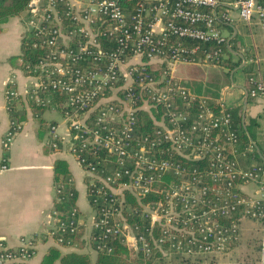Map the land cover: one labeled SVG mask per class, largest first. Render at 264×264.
Listing matches in <instances>:
<instances>
[{
  "label": "built area",
  "instance_id": "built-area-1",
  "mask_svg": "<svg viewBox=\"0 0 264 264\" xmlns=\"http://www.w3.org/2000/svg\"><path fill=\"white\" fill-rule=\"evenodd\" d=\"M220 4L138 0L128 12L121 0H43L26 10L22 42L36 57L22 71L33 85L24 94L8 87L6 110L25 99L61 115L67 139L52 125L46 142L64 148L87 176L96 254L110 253L105 241L117 239L135 255L201 258L235 246L242 220L264 224V163L242 169L231 109L222 100L211 107L175 76L178 64L222 61L227 41L219 22L231 17L219 15ZM230 6L243 22L264 19L257 0ZM249 81L251 97L264 95ZM21 126L10 119L6 143ZM247 185L254 196L242 193ZM53 215L49 237L75 248L77 208L68 220ZM34 252L29 239L1 251L0 264H24Z\"/></svg>",
  "mask_w": 264,
  "mask_h": 264
},
{
  "label": "crops",
  "instance_id": "crops-1",
  "mask_svg": "<svg viewBox=\"0 0 264 264\" xmlns=\"http://www.w3.org/2000/svg\"><path fill=\"white\" fill-rule=\"evenodd\" d=\"M42 1L31 0V3ZM234 1L220 0L221 6L217 11L219 15L228 11L231 17L229 22H219V28L227 41V52L222 59L226 64H178L175 76L186 85L189 84L197 95H217L216 100L224 101L230 109L241 108V122L249 145L245 149L239 145L237 160L242 169H248L264 163V95L248 96L251 83L249 81L248 84L244 73L250 68V79L264 88V19L255 16L249 23L243 22L230 6ZM262 1L257 0V3L264 7ZM23 13L0 26V252L16 249L27 240L34 239V255L24 264H37L49 247H58L49 237V232L55 222L53 169L55 162L61 160L67 164L70 181L77 192L75 205L84 234L82 242L75 248H58L64 254H87L92 264H95L97 254L89 242L93 214L87 196V176L64 148L56 152L47 149L48 123L52 122L56 134L62 140L67 139V129L62 119L59 123L55 119L48 121L43 118L45 111L54 113L57 110L46 106L39 116L44 120L40 137L38 114L30 108L31 103L23 99L17 105V110L24 114L25 120L12 141L5 142L10 129L5 90L12 87L24 94L33 85L21 67L22 21L27 17ZM241 190L247 196L255 195L252 185L244 186ZM236 252L242 254L236 256L238 264L243 263L242 258L246 255L255 252L258 253V264H264V224L242 220Z\"/></svg>",
  "mask_w": 264,
  "mask_h": 264
},
{
  "label": "trees",
  "instance_id": "trees-1",
  "mask_svg": "<svg viewBox=\"0 0 264 264\" xmlns=\"http://www.w3.org/2000/svg\"><path fill=\"white\" fill-rule=\"evenodd\" d=\"M138 0H121V5L123 8H125L128 12H131L133 8L135 7V3ZM262 1V0H260ZM263 2V1H262ZM31 3V0H0V26L6 23L10 18L17 17L21 15L23 12H25ZM191 44L192 43H189ZM202 47H208L207 45H204ZM21 60L23 61V65L21 64L22 70L25 63L31 62L35 59L36 55H33L30 53V50L27 47V44L25 40L22 42V48H21ZM225 52H227V49L225 47ZM226 61H221L219 64L225 65ZM230 69V67H229ZM251 70L250 68L245 70V76L246 80L249 84V79L251 76ZM189 90H192L190 88L191 86L188 84L186 85ZM254 88L252 84L248 86V96H250V91ZM208 102L210 103L211 107H215L214 101L218 98L217 95L214 97H207ZM53 102H58L59 98H57L55 95L52 96ZM16 103H13L9 106L8 114L9 118L11 120H17L18 123H22L25 120V116L23 113L17 110ZM30 108H32L37 114L38 117L41 116V113L44 112L45 108L44 106H36L33 104H30ZM241 108H235L231 109V115H232V127L238 132L239 134V145L241 149H245L249 145L248 137L245 135V130L243 128L242 122H241ZM146 123L148 124L147 127L143 128L145 131L150 130V121L148 119V116L146 114H143L142 116ZM39 125H40V137H42V128H43V122L44 120L39 117ZM47 130H49V126H52V122L48 123ZM19 132V131H18ZM47 149L49 152H56L57 149H54L50 145H47ZM54 181H55V190L57 187V190L59 192L56 193V201L54 204V212L56 214L57 219L59 220H68L71 218V212L73 209H75L76 205V199H77V192L75 188L73 187L68 173L67 164L64 161H56L54 164ZM88 202L91 206H93V196L88 195ZM58 233V232H57ZM84 234L83 227L80 226L78 233L76 236H73V240L76 241V245L81 243V238ZM57 234L56 236H58ZM65 238H69L67 234L63 235ZM71 237V236H70ZM109 243L113 249L110 253L106 252H98L95 264H157V258L155 257H145L141 254L135 255L130 252V250L119 240L113 239L109 241H105ZM259 249H257L256 252H258ZM253 253L254 256L256 254L255 259L251 261H242L243 263L239 264H258V253ZM175 259H181L179 257H175ZM190 259H185V263L177 262L176 264H193L190 263V261H187ZM193 260V259H191ZM157 262V263H156ZM239 262V261H238ZM238 262L236 264H238ZM37 264H92V261L90 259V256L83 253H77V252H71V253H62L58 247L51 246L48 248L46 253L42 256L40 261Z\"/></svg>",
  "mask_w": 264,
  "mask_h": 264
},
{
  "label": "rangeland",
  "instance_id": "rangeland-1",
  "mask_svg": "<svg viewBox=\"0 0 264 264\" xmlns=\"http://www.w3.org/2000/svg\"><path fill=\"white\" fill-rule=\"evenodd\" d=\"M26 14H27V11L23 13V16H25ZM201 96L202 97H209L210 95H201ZM56 112L50 113L48 111H45V113L43 114V118L47 119L48 121H50L52 119H55L58 122L62 121L61 115H59L58 111H56ZM255 140H256V138H255ZM237 255L241 256L242 254H237L236 245H235V246H232V248H230L225 253L215 254V255H207L205 257L194 258L193 260L190 259L187 261H190V263H193V264H236L239 261V259L236 258ZM250 255H253V254L251 253ZM250 255H246L244 258H242V261H251V260L255 259L256 254L254 256H250ZM157 262H156L157 264H176L177 262L185 263V259H175L174 257H170V258L166 257L163 259H158ZM257 262H259V260Z\"/></svg>",
  "mask_w": 264,
  "mask_h": 264
}]
</instances>
